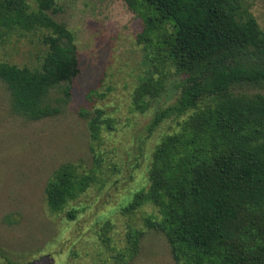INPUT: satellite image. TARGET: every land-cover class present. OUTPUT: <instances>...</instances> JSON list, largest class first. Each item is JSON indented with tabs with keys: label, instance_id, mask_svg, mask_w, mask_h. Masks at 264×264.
Segmentation results:
<instances>
[{
	"label": "trees",
	"instance_id": "16d2710c",
	"mask_svg": "<svg viewBox=\"0 0 264 264\" xmlns=\"http://www.w3.org/2000/svg\"><path fill=\"white\" fill-rule=\"evenodd\" d=\"M142 22L136 43L149 70L132 95L145 114L180 78L177 103L156 113L154 132L175 116L179 131L165 135L152 154L148 186L126 210L158 209L149 227L162 233L177 264H264V32L243 0H124ZM57 0H0V42L14 33H44L33 66L0 61V83L11 111L38 122L62 114L81 73L74 34L56 21ZM81 116L95 141L115 130L102 110ZM96 181L72 164L57 168L46 185L52 214H60ZM77 209L67 213L75 220ZM141 233L131 241L135 252Z\"/></svg>",
	"mask_w": 264,
	"mask_h": 264
},
{
	"label": "rangeland",
	"instance_id": "374dc122",
	"mask_svg": "<svg viewBox=\"0 0 264 264\" xmlns=\"http://www.w3.org/2000/svg\"><path fill=\"white\" fill-rule=\"evenodd\" d=\"M264 32V0H243ZM53 18L75 37L81 73L72 100L57 117L38 122L14 115L0 83V264H177L166 237L149 227L158 209L126 210L148 186L147 171L161 139L179 131L175 116L150 133L157 112L177 103L180 78L140 114L132 95L148 73L146 51L137 45L142 22L124 0H57ZM44 33H14L0 42V61L33 66L45 49ZM237 92L264 93L240 85ZM102 110L115 130L92 139L83 110ZM72 164L96 181L64 212L52 214L45 188L54 171ZM79 212L75 220L67 213ZM141 233L135 252L133 237Z\"/></svg>",
	"mask_w": 264,
	"mask_h": 264
}]
</instances>
